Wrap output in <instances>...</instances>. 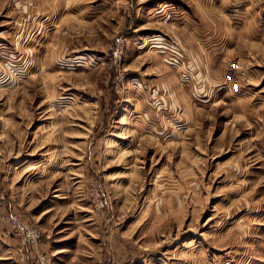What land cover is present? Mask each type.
Returning a JSON list of instances; mask_svg holds the SVG:
<instances>
[{
  "label": "rangeland",
  "instance_id": "1",
  "mask_svg": "<svg viewBox=\"0 0 264 264\" xmlns=\"http://www.w3.org/2000/svg\"><path fill=\"white\" fill-rule=\"evenodd\" d=\"M184 1L0 0V211L49 264H264V0H214L232 53L208 82L163 48Z\"/></svg>",
  "mask_w": 264,
  "mask_h": 264
},
{
  "label": "crops",
  "instance_id": "2",
  "mask_svg": "<svg viewBox=\"0 0 264 264\" xmlns=\"http://www.w3.org/2000/svg\"><path fill=\"white\" fill-rule=\"evenodd\" d=\"M186 1L183 4L168 2L162 6L153 5L152 17L155 10L161 6L163 26L168 31L163 32L167 36L163 38L165 45L163 48L167 49L169 67L176 69L175 71L190 70L187 73L195 74L193 78H205L208 82L209 75H215L216 71L221 70V73L225 74L230 65L229 56L232 51L226 50H229L227 43L230 42L228 38L231 25L227 18L219 17L220 22L218 21V9L217 5H214V0ZM227 15L225 13L224 17ZM151 38L153 44L154 39ZM172 40L175 44H172ZM244 67L241 64L237 68ZM194 87H196L194 90H201L196 84Z\"/></svg>",
  "mask_w": 264,
  "mask_h": 264
},
{
  "label": "built area",
  "instance_id": "3",
  "mask_svg": "<svg viewBox=\"0 0 264 264\" xmlns=\"http://www.w3.org/2000/svg\"><path fill=\"white\" fill-rule=\"evenodd\" d=\"M123 47V37H116L112 52L114 60L120 57ZM93 196L97 198L98 207L102 208L103 205L100 202L102 195L98 186H94ZM2 200L3 197L0 195V205ZM0 217L2 222L9 228L8 233L17 245L15 249L16 264H49L46 252L40 248L42 233L38 227L28 221H24L17 213L0 211ZM109 264H116V261L113 260Z\"/></svg>",
  "mask_w": 264,
  "mask_h": 264
}]
</instances>
